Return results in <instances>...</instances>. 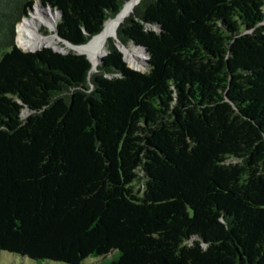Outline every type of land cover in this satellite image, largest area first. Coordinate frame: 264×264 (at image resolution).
<instances>
[{
  "label": "trees",
  "instance_id": "16d2710c",
  "mask_svg": "<svg viewBox=\"0 0 264 264\" xmlns=\"http://www.w3.org/2000/svg\"><path fill=\"white\" fill-rule=\"evenodd\" d=\"M35 1L0 0V254L264 264V0H139L116 37L147 69L110 43L90 76L17 46ZM38 1L81 45L127 0Z\"/></svg>",
  "mask_w": 264,
  "mask_h": 264
},
{
  "label": "bare ground",
  "instance_id": "6f19581e",
  "mask_svg": "<svg viewBox=\"0 0 264 264\" xmlns=\"http://www.w3.org/2000/svg\"><path fill=\"white\" fill-rule=\"evenodd\" d=\"M137 2L139 0L125 1L118 13L112 18H108L104 22L102 29L86 43L77 46L67 45L61 48L57 44L58 41L55 35L57 12L48 6H42L39 1H35L28 15L23 17L17 25V41L20 46L30 48V50L42 46H51L57 50L73 49L76 52L85 54L90 60L91 69H94L106 51L107 38L113 37L124 60L134 69H140L145 64V60L141 56L144 50L133 44L122 43L115 36L117 27L130 14ZM41 27H45L49 33L46 35L41 34L39 32Z\"/></svg>",
  "mask_w": 264,
  "mask_h": 264
},
{
  "label": "rangeland",
  "instance_id": "374dc122",
  "mask_svg": "<svg viewBox=\"0 0 264 264\" xmlns=\"http://www.w3.org/2000/svg\"><path fill=\"white\" fill-rule=\"evenodd\" d=\"M138 3V2H137ZM136 3V4H137ZM135 4V5H136ZM127 16H129V15H127ZM114 17V16H113ZM111 18V17H110ZM123 22V21H122ZM121 22V23H122ZM119 27V26H118ZM17 28V27H16ZM15 32H16V29H15ZM39 32L41 33V34H43V35H46V34H48L49 33V31L45 28V27H41L40 29H39ZM116 34V33H115ZM56 35V34H55ZM116 36V35H115ZM57 37V36H56ZM117 38V37H116ZM15 41H16V44H17V46L18 47H20L22 50H24V51H35V50H38V49H41V48H44V47H49V48H51V49H53L54 51H58V52H61V53H74V54H83V53H79V52H76V51H74L73 49H64V50H57V49H55V48H53V47H51V46H42V47H39V48H34V49H31L30 50V48H25V47H22V46H20V44L18 43V41H17V36L15 37ZM57 41H58V46L59 47H61V48H64V47H66L67 45H69V46H77V45H71V44H69V43H67V42H65V41H63L62 39H60V38H58L57 37ZM120 41V40H119ZM110 43H112L115 47H116V49L117 50H119L118 49V47H117V45H116V41H115V39L113 38V37H108L107 38V40H106V51L104 52V54H103V56L104 55H106L107 53H108V49H107V46L110 44ZM123 43V42H122ZM125 44H133L132 42H127V43H125ZM134 45V44H133ZM120 51V50H119ZM83 55H85V54H83ZM86 56V55H85ZM141 56H142V58L146 61L147 60V58H148V56L146 55V54H144V53H141ZM87 57V56H86ZM88 58V57H87ZM122 58H123V56H122ZM89 60V59H88ZM123 60H124V58H123ZM90 61V60H89ZM125 61V60H124ZM125 63H126V65L128 66V67H130V68H132V69H134L132 66H130L126 61H125ZM99 65V63H97V66ZM97 66L94 68V69H91L90 70V73H89V76L91 75V74H93L94 72H96L97 71ZM147 69V65L146 64H144L143 65V67L142 68H140V69H136V70H140V71H145ZM137 187H139V188H141V185L140 184H138L137 185ZM106 257H108V256H106ZM101 259H102V257L101 258H90V257H88V258H86V259H84L83 260V262L81 263V264H98L100 261H101ZM0 264H65V263H60V262H52V261H44V262H42V263H37L36 261H34V260H32V259H29V258H27V257H22V256H20V255H17V254H13V253H9V252H5V251H3V252H1V254H0Z\"/></svg>",
  "mask_w": 264,
  "mask_h": 264
},
{
  "label": "water",
  "instance_id": "95a60500",
  "mask_svg": "<svg viewBox=\"0 0 264 264\" xmlns=\"http://www.w3.org/2000/svg\"><path fill=\"white\" fill-rule=\"evenodd\" d=\"M38 1V0H37ZM39 3L41 4V5H43V3L41 2V1H39ZM56 36L58 37V38H60V39H62L58 34H57V32H56ZM63 41H65V42H67V43H69V44H71L70 42H68V41H66V40H64V39H62ZM71 45H73V44H71ZM144 50V49H143ZM144 53L147 55V53L144 51ZM101 60H102V57H101V59L99 60V64L101 63ZM91 70V69H90Z\"/></svg>",
  "mask_w": 264,
  "mask_h": 264
}]
</instances>
